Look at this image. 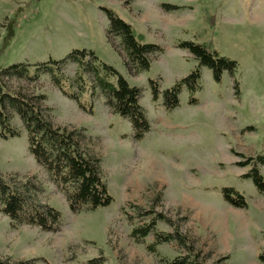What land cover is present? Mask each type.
<instances>
[{"label": "rangeland", "instance_id": "obj_1", "mask_svg": "<svg viewBox=\"0 0 264 264\" xmlns=\"http://www.w3.org/2000/svg\"><path fill=\"white\" fill-rule=\"evenodd\" d=\"M101 7L113 9L145 42L159 50L150 66L128 71L118 37L107 35ZM20 13L14 37L0 49V69L15 63L62 60L73 49L93 51L140 91L139 103L150 123L139 140L127 118L119 116L95 84L91 70L78 80V64H58L65 85L91 108L86 110L56 86L52 75L31 66L26 78H2L13 90L42 93L48 119L74 128L85 151L99 158V169L112 201L95 209L72 212L63 192L28 150L26 131L16 114L11 125L19 135L0 138V173L17 181L32 180L33 197L60 214L56 231L24 223L11 225L0 213V257L26 264H264V192L243 178L251 165H239L264 153V0H0V44L8 18ZM210 42L222 56L236 61L216 82L206 66L179 44ZM85 61H91L90 56ZM200 71L197 104H188L182 86L179 104L163 106L162 91ZM103 72L99 71V76ZM116 85L114 76L108 77ZM149 80L160 94L152 99ZM85 85V86H84ZM264 178V165L257 164ZM234 186L245 207L226 202L220 192ZM151 232L133 229L157 215ZM178 232L156 243L157 233Z\"/></svg>", "mask_w": 264, "mask_h": 264}, {"label": "trees", "instance_id": "obj_2", "mask_svg": "<svg viewBox=\"0 0 264 264\" xmlns=\"http://www.w3.org/2000/svg\"><path fill=\"white\" fill-rule=\"evenodd\" d=\"M21 8H17L8 18L5 33L2 36L0 49L4 50L15 35L17 19ZM108 20L107 35L119 38L124 53V63L130 72H139L150 66L149 55L159 50V46L145 42L139 36L133 26L120 18L111 8L101 7ZM179 46L192 54L198 62V66H206L212 72L214 81L219 82L224 71L233 73L236 61L222 56L210 42L182 41ZM90 56L91 61H85ZM66 60L78 64L77 79L86 82L83 77L85 70H91L95 84L102 89L106 103L113 108L115 113L127 118L131 127V136L135 140L141 139L150 129V123L144 109L139 103L140 91L138 87L130 85L112 66L101 61L91 50L73 49L62 60H52L45 63H15L0 69V138L7 139L19 135L11 125L10 120L16 114L26 131L28 150L33 158L47 172L50 180L63 192L68 206L72 212L79 210L95 209L108 205L113 197L109 193L106 183L99 169V158L88 154L82 146V135L74 128L54 125L44 113L43 101L46 96L42 93H24L21 89H11L2 78H26L34 80L37 74L30 75L29 68L41 65L44 70L52 75V79L62 93L74 99L78 105L86 110L91 108L84 104L77 93L65 85V78L59 72L58 64ZM103 72L99 76V71ZM116 78V85L109 82L108 77ZM152 99L159 97L160 90L157 81L149 80ZM85 86V85H84ZM182 86L188 90V104H197L196 92L201 89L200 71L194 68L188 75L176 81L171 87L162 91L163 106L167 111L179 104L178 94ZM239 165H251L243 178L251 179L259 192H264V178L259 172L257 164L264 165V153L248 157ZM37 185L30 179L23 182L17 181L13 176H5L0 173V213L7 216L12 226L19 223L37 226L43 231H56L59 224L60 212L49 204H42L34 199V191ZM223 199L235 207H245L244 195L234 186H223L220 189ZM160 214L148 223L133 229V234L140 237L146 236L152 231L156 220L161 219ZM177 238L186 245L185 237L178 232L157 233L156 243ZM264 262V254L259 255ZM27 261H11L8 257H0V264H26ZM84 264H94L87 261ZM172 264H184V260ZM191 264H198L197 259Z\"/></svg>", "mask_w": 264, "mask_h": 264}]
</instances>
